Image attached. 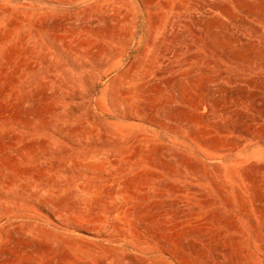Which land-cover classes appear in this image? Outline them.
<instances>
[{
	"label": "rangeland",
	"instance_id": "374dc122",
	"mask_svg": "<svg viewBox=\"0 0 264 264\" xmlns=\"http://www.w3.org/2000/svg\"><path fill=\"white\" fill-rule=\"evenodd\" d=\"M0 264H264V0H0Z\"/></svg>",
	"mask_w": 264,
	"mask_h": 264
},
{
	"label": "bare ground",
	"instance_id": "6f19581e",
	"mask_svg": "<svg viewBox=\"0 0 264 264\" xmlns=\"http://www.w3.org/2000/svg\"><path fill=\"white\" fill-rule=\"evenodd\" d=\"M176 8V7H175ZM206 22V21H205ZM209 22V21H208ZM209 25H210V23H208ZM212 24V23H211ZM118 31V30H117ZM210 31V30H209ZM211 32V31H210ZM198 38V37H197ZM218 38V37H217ZM182 50V49H181ZM259 55H255L254 53H251V52H249L248 54H247V57H249V58H252V57H258ZM261 56V55H260ZM177 79V78H176ZM137 158V157H136ZM17 182V181H16ZM104 193V192H103ZM89 196V195H88ZM118 216V215H117ZM116 217V216H115Z\"/></svg>",
	"mask_w": 264,
	"mask_h": 264
}]
</instances>
